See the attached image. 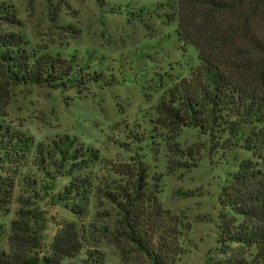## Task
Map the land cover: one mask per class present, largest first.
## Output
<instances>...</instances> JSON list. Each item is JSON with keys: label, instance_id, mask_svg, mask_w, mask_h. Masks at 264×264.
I'll return each mask as SVG.
<instances>
[{"label": "rangeland", "instance_id": "rangeland-1", "mask_svg": "<svg viewBox=\"0 0 264 264\" xmlns=\"http://www.w3.org/2000/svg\"><path fill=\"white\" fill-rule=\"evenodd\" d=\"M12 1L21 27L5 28L24 32L33 47L66 60L69 71L60 85L0 91L6 114L0 122L22 128L35 141L27 168L0 170V253H11L12 223L25 209L38 213L41 256L50 254L58 227L75 222L107 254L105 264H152L129 243L114 239L118 211L98 194L112 166L130 164L137 155L149 166L150 182L159 186V201L170 213L175 234H167L168 240L185 250L177 264H225L220 237L229 209L220 196L251 154L223 151L185 128L177 141L190 155L177 159L185 168L169 172L168 132L156 129V108L199 63L196 47L179 34L177 0ZM41 157L47 170L37 164ZM88 173L93 188L80 217L72 211L75 203L59 195Z\"/></svg>", "mask_w": 264, "mask_h": 264}, {"label": "trees", "instance_id": "trees-1", "mask_svg": "<svg viewBox=\"0 0 264 264\" xmlns=\"http://www.w3.org/2000/svg\"><path fill=\"white\" fill-rule=\"evenodd\" d=\"M177 3L179 34L196 47L199 63L189 77L163 95L156 108V129L168 132L169 172L185 168L177 159L190 155L177 141L185 128L197 130L223 151L250 153L220 196L221 205L229 209L222 218L220 244L225 264H264V0ZM8 25L21 27L17 7L12 0H0V91L4 86L60 85L68 79L66 60L46 48L33 47L24 32L5 28ZM0 115L6 117L1 106ZM34 143L28 132L1 120L0 170L27 168ZM46 163L43 157L37 162L43 171L48 169ZM149 171L136 155L130 164L112 166L98 194L118 211L111 232L116 241L129 243L152 264H177L185 250H177L168 240L167 234L175 231ZM93 177L88 173L72 181L59 195L60 200L75 203L72 211L80 217L87 212ZM36 215L25 209L18 212L9 238L11 253H0V264L106 263L107 254L90 231L75 222L58 227L48 245L50 254L41 256ZM176 224L180 227V220Z\"/></svg>", "mask_w": 264, "mask_h": 264}]
</instances>
